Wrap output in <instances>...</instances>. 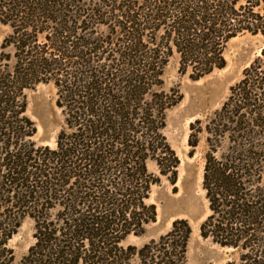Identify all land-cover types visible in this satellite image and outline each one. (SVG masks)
<instances>
[{"label": "trees", "instance_id": "16d2710c", "mask_svg": "<svg viewBox=\"0 0 264 264\" xmlns=\"http://www.w3.org/2000/svg\"><path fill=\"white\" fill-rule=\"evenodd\" d=\"M0 264H189L193 228L176 219L143 246L125 244L157 221L150 202L180 157L165 134L182 100L165 71L198 81L227 65V44L264 35V0H0ZM53 85L64 124L39 144L28 93ZM205 138V240L264 264V61L221 108L191 124L189 156ZM157 165L159 174L149 163ZM34 243L17 262L24 221Z\"/></svg>", "mask_w": 264, "mask_h": 264}, {"label": "rangeland", "instance_id": "374dc122", "mask_svg": "<svg viewBox=\"0 0 264 264\" xmlns=\"http://www.w3.org/2000/svg\"><path fill=\"white\" fill-rule=\"evenodd\" d=\"M9 29L0 25V43L8 34ZM227 65L198 81H193L189 75L179 72V56L175 54L165 71L166 88L179 91L182 95L180 103L169 109L168 126L165 134L171 147L181 159L178 169V181L170 183L162 177L159 185L153 188L151 203L158 209L157 221L148 225L144 235L130 236L125 244L138 247L158 239L171 230L176 219H187L193 228L191 236L188 263L189 264H225L238 255L234 250L225 249L205 240L200 231L201 224L208 217L210 210L203 189L205 138L193 157L189 156L190 127L198 119L205 121L224 101L248 68L258 57L264 61V35L243 34L232 39L226 49ZM28 114L36 122L39 144L54 146L64 118L57 105V94L53 85L41 84L28 93ZM152 172L159 174L157 165L149 163ZM34 222L24 221L18 233L10 242L19 262L34 243Z\"/></svg>", "mask_w": 264, "mask_h": 264}]
</instances>
